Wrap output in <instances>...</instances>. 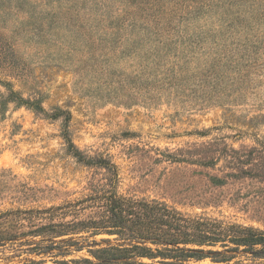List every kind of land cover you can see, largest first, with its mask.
<instances>
[{"label":"rangeland","instance_id":"rangeland-1","mask_svg":"<svg viewBox=\"0 0 264 264\" xmlns=\"http://www.w3.org/2000/svg\"><path fill=\"white\" fill-rule=\"evenodd\" d=\"M2 82L66 113L0 115V213L108 184L67 130L117 166L121 196L264 231V0H0ZM30 249L8 243L0 264Z\"/></svg>","mask_w":264,"mask_h":264},{"label":"trees","instance_id":"trees-1","mask_svg":"<svg viewBox=\"0 0 264 264\" xmlns=\"http://www.w3.org/2000/svg\"><path fill=\"white\" fill-rule=\"evenodd\" d=\"M2 83L7 92L0 94V115L11 104L53 120L66 113H47L40 100L25 99L12 83ZM64 138L80 162L108 172V184L94 186L76 202L0 213V248L27 243L29 254L39 258L18 264H264L263 230L193 217L159 200L123 197L117 166L111 160L85 158L67 130ZM87 210L94 212L81 219L79 213ZM23 217L29 221L27 232L20 230ZM99 236L110 238L97 240ZM22 238L30 240L17 242Z\"/></svg>","mask_w":264,"mask_h":264}]
</instances>
